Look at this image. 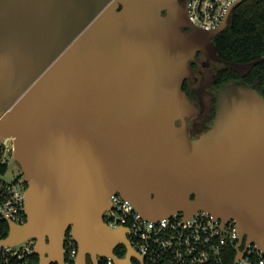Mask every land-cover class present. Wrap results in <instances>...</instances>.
Here are the masks:
<instances>
[{
    "label": "water",
    "instance_id": "95a60500",
    "mask_svg": "<svg viewBox=\"0 0 264 264\" xmlns=\"http://www.w3.org/2000/svg\"><path fill=\"white\" fill-rule=\"evenodd\" d=\"M181 8L173 0H0V142L15 138L27 182V221L10 224L3 243L34 237L39 264H62L70 230L76 264L100 255L128 264L127 229L103 222L118 192L147 220L206 210L233 219L240 241L262 248L264 98L240 81L220 86L210 130L190 139L182 85L201 48L232 66L264 57L223 60L213 38L227 22L199 29ZM119 244L123 258L114 256Z\"/></svg>",
    "mask_w": 264,
    "mask_h": 264
},
{
    "label": "built area",
    "instance_id": "2783aa9c",
    "mask_svg": "<svg viewBox=\"0 0 264 264\" xmlns=\"http://www.w3.org/2000/svg\"><path fill=\"white\" fill-rule=\"evenodd\" d=\"M173 1L186 10L189 23L199 29L215 30L223 21L227 22L233 7L242 0ZM14 148L12 136L0 142V264H39L34 237L11 244L2 242L10 234V224L21 226L27 221V182L23 173L9 181L3 178L7 172L5 156L10 153L14 158ZM109 201L111 207L103 213V222L111 229H127L130 248L142 256L144 264H264V244L262 248L246 245L245 236L240 241L233 219L222 222L206 210L188 217L178 212L147 220L118 192L112 193ZM77 253V242L68 230L64 236L62 264H76ZM114 256L124 257L115 252ZM97 264L116 262L114 257L100 255Z\"/></svg>",
    "mask_w": 264,
    "mask_h": 264
},
{
    "label": "trees",
    "instance_id": "16d2710c",
    "mask_svg": "<svg viewBox=\"0 0 264 264\" xmlns=\"http://www.w3.org/2000/svg\"><path fill=\"white\" fill-rule=\"evenodd\" d=\"M213 40L217 56L225 61L247 64L263 58L264 0L237 2L227 20V26ZM238 81L258 88L264 94V59L250 65L244 72L225 64L215 74L212 85L218 89L224 84ZM114 252L117 256L123 255L124 245H118Z\"/></svg>",
    "mask_w": 264,
    "mask_h": 264
},
{
    "label": "flooded vegetation",
    "instance_id": "af4514ba",
    "mask_svg": "<svg viewBox=\"0 0 264 264\" xmlns=\"http://www.w3.org/2000/svg\"><path fill=\"white\" fill-rule=\"evenodd\" d=\"M181 12L186 16L183 20L189 21L187 12L183 7L181 8ZM162 14L165 16L167 13L163 12ZM171 17L176 23L180 24L182 32L189 30V25L183 23V20L180 19V17L177 15H171ZM223 64L225 65V63L220 60L218 61L209 58L202 48L201 50H198L193 55L192 60H189L187 63L190 73L187 74L184 79L182 91L184 92V95H187L189 105L183 118L185 125L183 126V121L181 120H178L177 124L181 128L183 126L190 139L199 138L207 133L210 130L213 120L218 114L217 107L219 102L216 91L219 88L214 89L212 82L215 79V74L222 69ZM234 67L237 68V66ZM247 68L248 67H246V69ZM208 80L209 83H205V81ZM261 94L264 98L263 92H261ZM129 257L130 261L128 264H144L142 256L137 252L135 253L134 251H131ZM86 258H88V264L90 258L88 256ZM49 259L51 260L49 261V264H53V257H50Z\"/></svg>",
    "mask_w": 264,
    "mask_h": 264
},
{
    "label": "rangeland",
    "instance_id": "374dc122",
    "mask_svg": "<svg viewBox=\"0 0 264 264\" xmlns=\"http://www.w3.org/2000/svg\"><path fill=\"white\" fill-rule=\"evenodd\" d=\"M190 30H191V28L189 27V30H187L186 32H189ZM222 66H224V64ZM237 68L241 72H244L246 70L245 66H237ZM205 83H209V80L205 81ZM5 158L7 160V170H6L7 172L3 176V178L5 180L9 181V180L13 179L15 176L19 175L20 172H22V171H20V165H19L18 161L16 159H14L13 156L10 155V153L6 154ZM125 254L126 253H124L123 256H125ZM88 263L92 264V262L90 263V260Z\"/></svg>",
    "mask_w": 264,
    "mask_h": 264
}]
</instances>
